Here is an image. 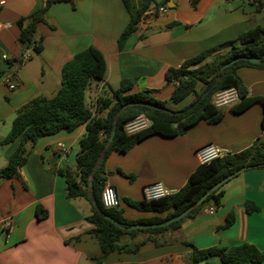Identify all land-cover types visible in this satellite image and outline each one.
Returning <instances> with one entry per match:
<instances>
[{
  "label": "crops",
  "instance_id": "crops-1",
  "mask_svg": "<svg viewBox=\"0 0 264 264\" xmlns=\"http://www.w3.org/2000/svg\"><path fill=\"white\" fill-rule=\"evenodd\" d=\"M45 1L0 0V141L10 132L20 108L36 97L57 94L63 66L89 46L100 50L107 63L104 80H92L86 91V104L96 113L98 99L110 97L108 87L117 88L124 79L136 80L132 92L152 89L155 96L170 100L175 87L166 80L170 68H178L185 60L214 50L256 26H264V0H199L195 8L191 0H170L164 5L166 13L143 18L138 31L120 49L118 38L130 21L122 1L74 0V8L70 3L49 8L47 22L37 27L35 41L43 47L36 53L33 45L20 43L19 20L36 12ZM132 2L134 10L141 5V0ZM227 51L223 48L217 53ZM8 75L16 84L15 90L5 82ZM239 75L249 95L264 98V69L241 68ZM194 99L188 97L176 110L189 106ZM220 111L223 115L218 123L204 119L184 135H153L126 153L113 151L109 155L106 181L116 187L126 218H164L168 212H142L127 200L143 201L145 186L155 182L163 183L173 193L181 190L201 166L197 155L201 147L214 144L237 153L258 139L264 142L261 103L239 114L233 106ZM85 134L83 124L73 131L40 138L34 145H27L28 160L19 172L9 179L0 178V264H191L189 254L196 249L248 243L264 251V168H255L223 185L222 204L215 206L214 215L206 212L213 205H207L178 231L161 235L160 244L147 241L136 252H115L105 262H97L102 252L91 234L94 225L86 219L90 205L82 198L69 200L66 180L55 172L59 167H75ZM20 142L21 138L0 146V169L8 165ZM59 145L65 146L67 153L51 164L56 159L52 154L60 153ZM246 202L260 210L247 213ZM39 212L47 216L41 217ZM230 214L235 216L233 224L220 228ZM7 218L14 224L12 232L2 227ZM144 237L133 239L125 234L118 244H132ZM194 264L223 263L213 257Z\"/></svg>",
  "mask_w": 264,
  "mask_h": 264
},
{
  "label": "trees",
  "instance_id": "trees-1",
  "mask_svg": "<svg viewBox=\"0 0 264 264\" xmlns=\"http://www.w3.org/2000/svg\"><path fill=\"white\" fill-rule=\"evenodd\" d=\"M121 1L130 16V21L118 38L120 49L138 31V25L143 18L149 14L157 15L159 8L170 0H141V5L137 10H134L132 0ZM74 2V0H46L36 12L21 18L19 20L20 43L23 46L33 45L35 52L40 53L43 46L41 42L36 43L35 35L38 25L47 22L49 8L57 3H70L74 8ZM198 2L199 0H191L192 7L195 8ZM257 7L261 9L263 6L258 3ZM223 48H228L225 54L217 53ZM210 56H212L211 60H207ZM250 57L259 58L261 62L253 63L248 59ZM232 60L235 61L230 66L220 70L221 66ZM241 68L264 69V26H256L240 34L236 39L214 50L187 59L180 67L170 68L166 72L167 82L175 86L169 102L179 104L188 97L194 96L195 99L189 106L181 110H173L168 106L167 101H161L155 97V90L144 89L132 92L136 80L124 79L117 88L108 87L110 97L101 96L98 99L96 113H93L86 104V91L92 80H104L107 63L100 50L89 46L74 54L72 59L63 66L62 85L55 96L51 98L36 97L18 110L12 128L8 135L0 141V146L11 144L19 138H21V142L18 149L11 155L8 165L0 169V178H12L26 164L28 160L27 145H34L44 136L61 131H73L86 124V134L80 141L75 167H59L55 169V172L65 178L69 200L82 198L90 205L91 211L86 219L94 225L91 234L97 239L102 252L101 257L96 261L103 263L115 252H136L147 241L160 244L161 235L178 231L185 221L197 217L207 205L221 206L224 195L223 186L211 193L200 206L192 209L186 217L168 226L133 230H130L129 227L134 224L160 223L180 214L194 204L215 183L244 166H250L251 169H263L264 142L258 139L251 147L241 152L229 153L209 164H201L181 190L167 197L152 201L144 199L139 202L127 200L131 207L142 212L158 214L168 212L164 218L155 216L130 220L124 216V211L120 207L121 202L116 209L103 207L101 192L108 174L107 158L113 151L126 153L136 144L153 135L174 138L184 135L201 120L218 123L223 114L213 105L212 99L215 93L222 89H237L240 101L233 106L235 113H242L255 103H261L264 107L263 97L249 95V91L239 75ZM218 77H220L219 80L201 98ZM128 103L135 104L127 107L121 113L111 145L93 177V196L103 212L123 225L124 228H120L103 218L95 210L88 197V192L91 172L112 133L115 115L122 106ZM101 112H104V115H100ZM140 115L148 117L152 122L151 125L137 133L128 134L125 124ZM245 208L247 213L260 210L252 202H246ZM39 214L41 217L47 216L46 212H39ZM234 220V214L228 215L225 224L220 228L230 227ZM125 234L133 239L139 235L145 237L132 244H118L119 238ZM213 257H218L223 264L264 263V251L248 243L232 247L196 249L189 254V262L194 264Z\"/></svg>",
  "mask_w": 264,
  "mask_h": 264
},
{
  "label": "built area",
  "instance_id": "built-area-1",
  "mask_svg": "<svg viewBox=\"0 0 264 264\" xmlns=\"http://www.w3.org/2000/svg\"><path fill=\"white\" fill-rule=\"evenodd\" d=\"M1 9V5H0ZM168 8L166 6H162L159 8L158 13H166ZM1 25V20H0ZM3 61H7V56H3ZM5 82L7 83L10 90L16 89V84L14 83L12 77L10 75L6 76ZM240 101V97L236 88H227L222 89L215 93L212 99L213 105L221 110L225 107L234 106ZM151 120L145 115H140L125 124V130L128 134H134L141 130L148 128L151 125ZM58 150L60 154H66L67 148L63 145L58 146ZM229 154L224 149L214 145L207 144L201 147L197 151V155L200 159L201 164H209L219 158H222ZM171 194H174L171 190H169L163 183L155 182L145 186L144 188V197L148 201L159 200L164 197H167ZM101 202L105 209H116L120 206V197L118 191L114 185L110 182L105 181L104 187L101 192ZM206 212L210 215H214L216 212L215 206H209L206 208ZM3 229L12 232L14 228V224L10 218H7L3 222Z\"/></svg>",
  "mask_w": 264,
  "mask_h": 264
},
{
  "label": "water",
  "instance_id": "water-1",
  "mask_svg": "<svg viewBox=\"0 0 264 264\" xmlns=\"http://www.w3.org/2000/svg\"><path fill=\"white\" fill-rule=\"evenodd\" d=\"M251 62L253 63H260L261 60L259 58H255V57H250L248 58ZM235 60H232L230 62H228L227 64L221 66L220 70H224L226 67L230 66ZM220 77H218L216 79V81L209 86V88L204 92V94L202 95L201 98H203L205 96V94L214 86V84L219 80ZM135 103H128L124 106H122L116 113L115 115V121H114V125L112 128V133L108 139V142L104 148V150L102 151V154L100 156V158L98 159L96 165L94 166L92 172H91V176H90V181H89V192H88V197L91 200L95 210L105 219L111 221L112 223H114L116 226L120 227V228H124L123 225L116 219H114L113 217H111L110 215L106 214L105 212H103L101 210V208L98 205L97 200L95 199V197L93 196V177L94 174L96 172V170L98 169V167L101 165L102 161H103V157L104 154L106 153V151L109 149L111 142L114 138L116 129H117V123L119 120V117L121 115V113L123 112L124 109H126L127 107L134 105ZM54 156V158L56 157V159H54L52 162H50L51 164H56L59 160V158L61 157L60 153H54L52 154ZM252 167L250 166H244L238 170H236L235 172L227 175L226 177H224L223 179H221L220 181H218L217 183H215L212 187L209 188V190L203 195L201 196L194 204H192L190 207H188L186 210H184L183 212H181L180 214H177L163 222L160 223H154V224H134L132 226L129 227L130 230L133 229H149V228H159V227H165L168 226L176 221L181 220L182 218L186 217L187 214L194 208L200 206L208 197L211 193L215 192L216 190H218L219 188H221L224 184H226L228 181H230L231 179L235 178L236 176H238L239 174L251 169Z\"/></svg>",
  "mask_w": 264,
  "mask_h": 264
},
{
  "label": "rangeland",
  "instance_id": "rangeland-1",
  "mask_svg": "<svg viewBox=\"0 0 264 264\" xmlns=\"http://www.w3.org/2000/svg\"><path fill=\"white\" fill-rule=\"evenodd\" d=\"M211 60V59H210ZM157 99H159V100H161V101H167L168 102V106L171 108V109H173V110H176V109H179V107L181 106V105H179V104H173V103H170L169 102V100H167V99H163V98H160L159 96H155Z\"/></svg>",
  "mask_w": 264,
  "mask_h": 264
}]
</instances>
